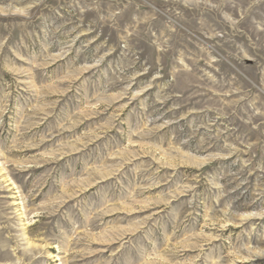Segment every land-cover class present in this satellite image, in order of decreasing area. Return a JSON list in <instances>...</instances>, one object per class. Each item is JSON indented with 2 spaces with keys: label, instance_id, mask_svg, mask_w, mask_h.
Wrapping results in <instances>:
<instances>
[{
  "label": "rangeland",
  "instance_id": "1",
  "mask_svg": "<svg viewBox=\"0 0 264 264\" xmlns=\"http://www.w3.org/2000/svg\"><path fill=\"white\" fill-rule=\"evenodd\" d=\"M0 264H264V0H0Z\"/></svg>",
  "mask_w": 264,
  "mask_h": 264
}]
</instances>
